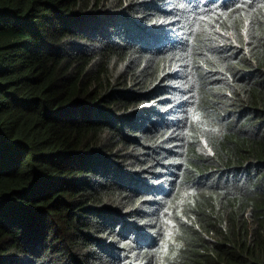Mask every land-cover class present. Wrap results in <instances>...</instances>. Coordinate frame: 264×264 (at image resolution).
<instances>
[{
	"label": "trees",
	"instance_id": "obj_1",
	"mask_svg": "<svg viewBox=\"0 0 264 264\" xmlns=\"http://www.w3.org/2000/svg\"><path fill=\"white\" fill-rule=\"evenodd\" d=\"M0 264H264V0H0Z\"/></svg>",
	"mask_w": 264,
	"mask_h": 264
}]
</instances>
